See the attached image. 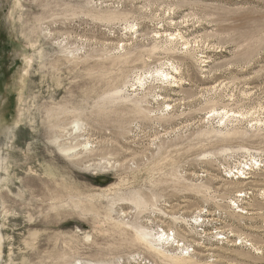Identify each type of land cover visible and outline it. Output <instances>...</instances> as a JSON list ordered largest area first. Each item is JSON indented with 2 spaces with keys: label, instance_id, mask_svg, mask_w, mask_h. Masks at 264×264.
I'll list each match as a JSON object with an SVG mask.
<instances>
[{
  "label": "rangeland",
  "instance_id": "1",
  "mask_svg": "<svg viewBox=\"0 0 264 264\" xmlns=\"http://www.w3.org/2000/svg\"><path fill=\"white\" fill-rule=\"evenodd\" d=\"M170 255L264 264V0H0V264Z\"/></svg>",
  "mask_w": 264,
  "mask_h": 264
},
{
  "label": "bare ground",
  "instance_id": "2",
  "mask_svg": "<svg viewBox=\"0 0 264 264\" xmlns=\"http://www.w3.org/2000/svg\"><path fill=\"white\" fill-rule=\"evenodd\" d=\"M242 170V169H241ZM238 172V171H237ZM241 172V171H240ZM242 173H244V172H241V174ZM238 177V176H237ZM244 178V177H243ZM243 195V193H241V192H239L238 193V195L237 196H242ZM144 235H148V234H144ZM165 236V237H164ZM145 239V238H144ZM172 239V243H174L175 244V246L178 248V247H180V246H183L182 244H179V242L178 241H176L175 240V238H169V234H167V233H163V234H161V235H158L157 237H151L149 240V242H150V244L153 246L154 244H159V242H161V243H166L167 242V244H168V242L170 241V240ZM181 248V247H180ZM181 249H186V247H182ZM170 256H172V255H170ZM175 257V261H176V263L177 262H180V261H184V262H187L186 261V259L185 258H183L182 256H180V255H175L174 256ZM173 256H172V259L174 258ZM189 260V259H188ZM184 262H181V263H184ZM178 264V263H177Z\"/></svg>",
  "mask_w": 264,
  "mask_h": 264
}]
</instances>
